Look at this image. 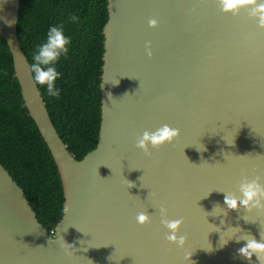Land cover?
<instances>
[{"label":"water","instance_id":"obj_1","mask_svg":"<svg viewBox=\"0 0 264 264\" xmlns=\"http://www.w3.org/2000/svg\"><path fill=\"white\" fill-rule=\"evenodd\" d=\"M106 2L98 141L76 160L19 47L20 0H0V37L64 198L50 235L0 165V264H264L239 254L248 239L264 242V198L224 203L244 183L264 187V27L251 7L224 12L220 0ZM163 125L178 138L145 155L138 138ZM162 207L182 221L177 239Z\"/></svg>","mask_w":264,"mask_h":264},{"label":"trees","instance_id":"obj_2","mask_svg":"<svg viewBox=\"0 0 264 264\" xmlns=\"http://www.w3.org/2000/svg\"><path fill=\"white\" fill-rule=\"evenodd\" d=\"M76 19L72 20L71 17ZM106 0H20L17 41L30 68L51 27L63 25L71 39L56 65L59 98L37 85L47 113L67 151L81 160L98 141L102 30ZM33 75V74H32ZM0 165L22 189L38 223L51 235L63 214L55 163L23 105L5 40L0 37Z\"/></svg>","mask_w":264,"mask_h":264},{"label":"clouds","instance_id":"obj_3","mask_svg":"<svg viewBox=\"0 0 264 264\" xmlns=\"http://www.w3.org/2000/svg\"><path fill=\"white\" fill-rule=\"evenodd\" d=\"M220 6L224 12H238L243 8H252L253 15L257 17L260 27H264V0H220ZM75 20L76 17H71ZM157 22L149 20V26L155 27ZM71 39L64 34L63 25L51 27L47 33L46 41L40 44L33 54L34 63L31 64V72L36 85L44 86L50 97L59 98L60 89L56 87V81L60 73L56 65L61 56H67ZM149 55L151 53L149 52ZM179 136V130L163 125L153 132L145 131L136 142V147L148 155V149H160L165 144L172 143ZM129 187L131 185L129 184ZM241 198L226 195L224 203L229 209L243 207H259L261 198H264V187L256 182L244 183L240 186ZM69 211L64 208V213ZM161 223L168 230V239H177L178 229L182 223L180 220H169L166 218L167 211L163 207L160 209ZM136 221L140 226L150 222V217L145 212H140L136 216ZM178 243H183V237L178 238ZM242 257L251 259L253 255L257 260L264 261V242L256 239H248L245 245L239 249Z\"/></svg>","mask_w":264,"mask_h":264}]
</instances>
